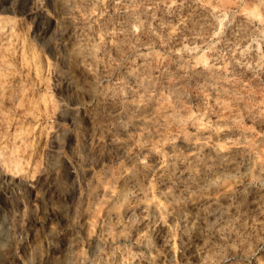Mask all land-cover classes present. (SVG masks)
Here are the masks:
<instances>
[{
  "label": "rangeland",
  "instance_id": "1",
  "mask_svg": "<svg viewBox=\"0 0 264 264\" xmlns=\"http://www.w3.org/2000/svg\"><path fill=\"white\" fill-rule=\"evenodd\" d=\"M0 264H264V0H0Z\"/></svg>",
  "mask_w": 264,
  "mask_h": 264
}]
</instances>
